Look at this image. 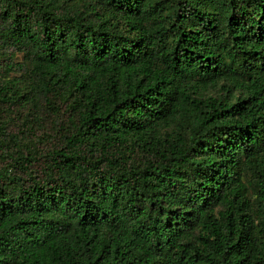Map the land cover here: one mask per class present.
<instances>
[{"label": "trees", "instance_id": "obj_1", "mask_svg": "<svg viewBox=\"0 0 264 264\" xmlns=\"http://www.w3.org/2000/svg\"><path fill=\"white\" fill-rule=\"evenodd\" d=\"M0 264H264V0H0Z\"/></svg>", "mask_w": 264, "mask_h": 264}, {"label": "rangeland", "instance_id": "obj_2", "mask_svg": "<svg viewBox=\"0 0 264 264\" xmlns=\"http://www.w3.org/2000/svg\"><path fill=\"white\" fill-rule=\"evenodd\" d=\"M18 60L20 61V56L18 57Z\"/></svg>", "mask_w": 264, "mask_h": 264}]
</instances>
